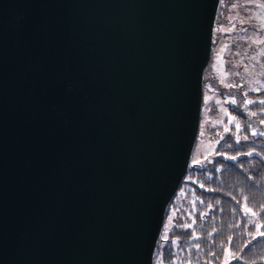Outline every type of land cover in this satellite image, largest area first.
Listing matches in <instances>:
<instances>
[{"label": "water", "instance_id": "95a60500", "mask_svg": "<svg viewBox=\"0 0 264 264\" xmlns=\"http://www.w3.org/2000/svg\"><path fill=\"white\" fill-rule=\"evenodd\" d=\"M219 1L0 0V264H153Z\"/></svg>", "mask_w": 264, "mask_h": 264}, {"label": "trees", "instance_id": "16d2710c", "mask_svg": "<svg viewBox=\"0 0 264 264\" xmlns=\"http://www.w3.org/2000/svg\"><path fill=\"white\" fill-rule=\"evenodd\" d=\"M218 16L217 10L214 23ZM209 61L203 70V88ZM246 96L253 98V103L240 109L228 108L239 115L238 123L224 120L209 130L211 138L218 142L207 164L188 165L166 207L153 264L155 260L159 264H224L225 248L228 264H264V137L252 134L250 127H264V104L259 103L264 100V90H250ZM225 127L229 129L227 133ZM244 197H248L247 202ZM243 207L252 210L249 215L253 223ZM186 224L191 227H180ZM257 224L261 225L259 229ZM165 233L168 239H163ZM193 233L199 238L193 239ZM173 239L177 241L175 245L171 243Z\"/></svg>", "mask_w": 264, "mask_h": 264}, {"label": "rangeland", "instance_id": "374dc122", "mask_svg": "<svg viewBox=\"0 0 264 264\" xmlns=\"http://www.w3.org/2000/svg\"><path fill=\"white\" fill-rule=\"evenodd\" d=\"M217 10L210 61L204 74L207 80L202 92L197 140L189 159L191 166L207 164L217 142L211 138L210 129L222 125L224 120L229 122V115L234 117L232 124L240 121L238 114L228 110L229 106L240 109L246 101H254L246 96L247 92L264 90V0H222ZM232 100L236 103L232 104ZM250 127L252 134L264 137L260 134L264 133V127L254 124ZM245 215L254 222L249 213ZM154 264L159 263L155 260Z\"/></svg>", "mask_w": 264, "mask_h": 264}, {"label": "snow or ice", "instance_id": "6c2138e0", "mask_svg": "<svg viewBox=\"0 0 264 264\" xmlns=\"http://www.w3.org/2000/svg\"><path fill=\"white\" fill-rule=\"evenodd\" d=\"M229 87H231V85H229ZM225 103H228V101H225ZM231 103H232V104H235L236 101H235V100H232ZM247 103H253V101H246V104H247ZM259 103L264 104V100H260ZM225 114L228 115L227 112H225ZM233 119H234V117H232L231 115H229V123H232ZM236 127H237V131H239V127H240V126L237 125ZM224 131L227 133V132L229 131V129H228L227 127H225V128H224ZM260 134H261V135H264V133H260ZM201 135H203V133H201ZM220 139H223V137L221 136ZM245 139H247V137H245ZM217 142H218V141H217ZM237 143H239V140H238V139H237ZM247 155H252V153H247ZM226 158H227V159H235V157H226ZM218 170H219V169H218ZM243 199H244L245 202H247L248 197H244ZM242 211H244L245 214H248V213L251 212L252 210L249 209L248 207H243V208H242ZM253 214H256V213H253ZM201 215H202V216H203V215H206V213H202ZM180 227H182L183 229L187 230L188 228L191 227V225H188V224H186V225H180ZM260 227H261L260 224H257V225H256V228H257V229H259ZM192 238H193V239H198L199 237H196V235L193 233V234H192ZM163 239H168L166 233H165ZM253 239H255V237H253ZM171 243H172L173 245H175V244L177 243V241H176L175 239H173V240H171ZM195 247L199 248L200 246H199V245H195ZM212 255H215V254L213 253ZM224 257H225L224 264H228V260H227V257H228V250H227V248H225V250H224ZM208 264H211V261H209Z\"/></svg>", "mask_w": 264, "mask_h": 264}]
</instances>
